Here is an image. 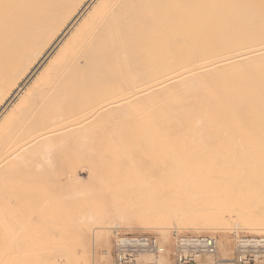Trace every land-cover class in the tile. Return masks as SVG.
Returning a JSON list of instances; mask_svg holds the SVG:
<instances>
[{"label":"bare ground","instance_id":"1","mask_svg":"<svg viewBox=\"0 0 264 264\" xmlns=\"http://www.w3.org/2000/svg\"><path fill=\"white\" fill-rule=\"evenodd\" d=\"M214 1L0 0V196L27 167L52 164L56 139L90 151L107 144L102 134H114L109 140L122 148V135L131 133L128 141L141 140L147 152L111 163L118 168L101 186L116 216L104 211L80 228L79 243L105 240V231L131 222L146 201L156 203L145 212L155 214L164 239L172 224L190 222L264 230V221L246 219L264 218V203L238 197L244 184L264 178L205 177L178 151L150 158L168 143L264 132L263 0ZM188 133L194 136H182ZM99 153L96 162L105 163ZM263 158L249 150L210 154L214 165ZM76 253L55 264H85ZM230 260L223 254L220 264Z\"/></svg>","mask_w":264,"mask_h":264},{"label":"rangeland","instance_id":"2","mask_svg":"<svg viewBox=\"0 0 264 264\" xmlns=\"http://www.w3.org/2000/svg\"><path fill=\"white\" fill-rule=\"evenodd\" d=\"M220 1L223 0L214 2L221 3ZM262 4L264 5V0ZM247 8L254 9V3ZM261 18L264 19V15ZM126 134L131 133L122 135V138L127 140L124 141L122 148L117 145L118 143L122 144L120 141L113 140L111 142L108 134H102V137H106L107 144L98 148L94 147L95 149L90 151L76 142L71 144V141H65L58 146L59 140L56 139L54 148L48 153L52 159L51 165L43 163L40 166H29L23 170L15 185L13 182L8 183L11 190L4 197L0 196V264H55L58 260L66 257L72 260L71 253L77 256V249L80 251L78 253L80 257L85 260V264H113L115 228H118L119 234L156 235L168 246L171 244V231L174 228L187 234L213 235L218 239V257L220 259L223 254L232 257L233 234L235 232L240 235H264V230H250L244 224H240L239 227L216 225L212 228H197L190 222V224H180L179 226L172 224L167 230L168 239H164V231L152 224L151 218L155 214L150 215L145 212L156 211V203L146 201L137 206L140 213H137L131 222H120L118 226L112 225L108 231H105L107 233L105 240L79 243L77 234L80 228L89 226L93 221L100 219L99 217L104 211H106L105 215L111 219L116 216L111 210L113 197L103 192L101 186L104 183V177L111 173L110 170L114 171L118 168L111 163L132 159L134 156L128 155L130 151L136 153L139 149L140 155L136 157L147 152L146 144L141 140L130 143L129 135ZM113 135L111 136L113 137ZM182 136L191 137L194 135L188 133ZM205 136H214V134H205ZM223 136L225 139L217 142L202 143L200 140H185L168 143V145H163V149L161 146L154 150L157 155L150 158L164 160L167 155L170 156L169 153L165 154L166 152L178 151L177 158L188 162L189 160L197 162L192 168L200 170V173L205 177L234 178L242 176L255 180L263 179L264 158L262 163L247 162L242 159L214 165L210 162V154L213 151L226 153L245 150L262 154L264 153V132L230 133ZM232 138H237V140ZM99 152H103L107 156L105 163L96 162ZM190 152H195V154L190 155ZM204 152L207 155H202ZM148 156L146 157L148 158ZM199 162L205 164L197 166ZM243 186L246 187V190L239 192L238 197L245 198L246 201L259 199V202L264 203L263 182L246 183ZM136 201L133 199L129 203L135 204ZM108 210L110 211L108 212ZM194 217H190L189 221ZM89 218L91 220H88ZM246 219L250 223L264 221V218L259 216H246ZM261 225L264 227V224ZM221 242L224 244L222 248H225V251L221 248ZM104 251H108L109 254ZM161 257L157 258V264L161 259L164 260L163 264H171L168 255ZM145 258L152 259L150 256Z\"/></svg>","mask_w":264,"mask_h":264},{"label":"built area","instance_id":"3","mask_svg":"<svg viewBox=\"0 0 264 264\" xmlns=\"http://www.w3.org/2000/svg\"><path fill=\"white\" fill-rule=\"evenodd\" d=\"M231 264H264V235L234 234ZM168 246L152 234H119L115 228L113 264H157V258L168 255L171 264H220L218 239L209 234H187L171 231ZM143 256L152 257L144 260Z\"/></svg>","mask_w":264,"mask_h":264}]
</instances>
